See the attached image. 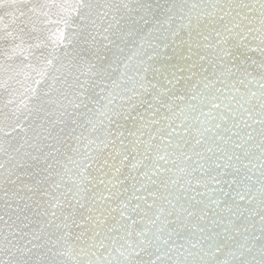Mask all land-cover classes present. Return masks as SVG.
<instances>
[{"label":"snow or ice","instance_id":"1","mask_svg":"<svg viewBox=\"0 0 264 264\" xmlns=\"http://www.w3.org/2000/svg\"><path fill=\"white\" fill-rule=\"evenodd\" d=\"M257 2L258 8L233 0L191 5L188 0H75L71 5L10 0V23L4 25L0 17V43L8 45V63L0 62V87L5 75L8 81L21 75V65L15 64L20 58L28 61L23 69L40 78L35 80L39 87L23 88L18 102L15 90L9 93L8 127L25 133L31 129L33 138L30 151L16 149L6 162L0 160V256L7 257L0 264H257L243 254L237 260L235 253H225V241L211 236H202L212 241L204 252L210 260L196 259L200 253L191 251L185 255L171 239L173 230L165 228L176 208L174 188L182 187L167 165L180 161L184 167L179 170L185 172L191 161L183 148L189 146L193 128L185 108L197 110L192 101L215 109L223 104L246 127L252 126L249 120L258 124L253 131L259 137L264 197V0ZM53 8L73 31L66 35L57 29L46 41L40 25ZM129 44L132 55L124 56ZM250 69L259 72V92L225 97L227 81L243 84L253 75ZM23 75L27 80L30 73ZM206 115L216 119L211 111ZM182 116L187 135L174 127ZM220 119L228 117L221 112ZM3 132L0 126V140ZM196 135L191 149L198 159L192 171L203 173L205 187L208 181L227 185L231 193L220 188L225 197L243 200L250 178H239L241 169L230 163L224 136L212 137L225 147L219 152L206 147L212 153L207 156L196 151L207 138L198 129ZM247 136L253 140L251 132ZM252 155L244 152L245 159ZM200 212L199 219L205 220L208 214ZM261 222L264 232V215ZM175 223L182 226L179 215ZM175 235L180 239L182 234ZM197 247L204 251L199 242L192 245ZM224 255L233 258L219 259ZM259 264H264V246Z\"/></svg>","mask_w":264,"mask_h":264},{"label":"water","instance_id":"2","mask_svg":"<svg viewBox=\"0 0 264 264\" xmlns=\"http://www.w3.org/2000/svg\"><path fill=\"white\" fill-rule=\"evenodd\" d=\"M53 0H31V3L35 4H50ZM58 4H67L71 5L75 2V0H55ZM119 3H127L128 0H117ZM204 3H207L208 0H203ZM221 3L224 0H220ZM235 4H247V5H255L257 8L259 4L257 0H233ZM188 3L191 4H200L201 0H188ZM14 11L12 7H10V0H4V6L0 7V17H3L4 25H8L11 21L10 12ZM42 22L40 27L42 29L40 36L41 39L47 41L48 37L54 33H56L57 29L65 31L66 35H70L73 31L72 27L69 26L65 28L63 21V14L58 12V9L53 8L49 13V16L46 18H42ZM8 45L6 43H0V62H4L5 64L8 61L5 60L4 50H6ZM132 45L129 44L128 47L125 48L124 56L132 55ZM28 61H23L22 58L17 59L15 64L21 65V75L15 76L13 80L8 81L7 75L3 77L6 81L3 87H0V115L3 116V120L0 121V126L3 127V137L0 140V145L3 147V154H0V160L7 161L8 153L15 154L16 149H20L21 152L28 150L30 151V144L32 143L33 131L29 129L26 133L21 130L12 131L11 128L8 127L9 124V114L10 107L8 105V100L11 98L9 93H13L17 96V102L19 99V93L23 91L24 87H39L36 85L35 80L40 77L36 74V72L30 69H23V64H27ZM207 66V65H206ZM39 67V65H37ZM122 67V66H121ZM27 71L30 73L29 78L26 80L23 72ZM253 72L252 76H248L244 79V83L241 84L238 80L233 82L232 80L227 81L228 91L224 93V96L227 97L228 93H232L236 96L237 99L243 94L250 92H259V72L253 69H250ZM209 77L215 80L214 77H211V70L209 71ZM255 77V80L253 79ZM17 81H22L23 83H18ZM217 88H223V85L217 83L215 85ZM239 90V91H237ZM180 103V102H178ZM188 101L183 102L181 107H184ZM192 104L197 106V110L192 112L191 110L185 108L184 114L188 117L187 123H190L193 128L191 130V135H187L184 133V128L181 126V121L183 120V116L176 120L174 127L177 128V131L181 134L187 135L190 144L188 147L183 148V151L186 155L191 156V161L188 163L187 169L185 172H181L179 169L184 167L180 161H177V165L173 166L171 161L167 165V167L173 168L172 178L180 179V186H175L172 203L176 205L175 210L170 206L168 207V211H173V215L168 216L167 220L170 222L165 225V228L168 230H173V235L171 237L172 240L176 241L177 247L181 252H184L187 255L188 251L193 253H200L199 256H196V259H200L203 257L205 261L210 260L211 256L204 255V252L208 250V243L212 241H205L202 239V236L208 237L211 236L213 240L219 239L224 240L227 244V248H225V253L231 251L235 253V258L237 260L242 258L247 261H256L259 264L261 259V248L264 246V232H262V222L261 216L264 215V197L261 194V163L262 161L259 159V137L253 131V128H258V124H253L252 121H248L251 127H246L245 124L240 120L239 114L235 118H233L224 108L223 104L220 109L212 108L211 105H207L206 102L204 105H201L200 101H192ZM216 103H221L220 101H216ZM224 104H228L229 101L225 99L223 101ZM232 107L235 111V101H232ZM201 107L203 112H201ZM247 107V105H245ZM211 113L216 117L214 120H210L206 115L207 113ZM239 111H242L239 110ZM223 112L225 116L228 117L227 121H223L220 119V114ZM198 118V119H197ZM244 119H247V115L245 114ZM259 117H257V120ZM200 122H204L201 124ZM219 123L221 127L219 129L215 128V125ZM14 127V125H13ZM205 128H208L209 131L205 132ZM227 128L228 131L225 132L224 129ZM199 130L204 136L207 138L208 143L202 144L196 151L205 152L207 156H211L212 153L206 152V147H212L214 151L219 152L220 149L225 147L224 141L216 140L212 142V137L217 133L223 135L225 140L227 141V152L228 155L233 156L232 161L230 162L233 167H239L241 169L239 178L243 180L244 175L250 178L247 183V188L244 190V199H239L238 196L234 194H229L227 197L220 192V188L223 187L225 191L232 192V190L228 189L227 185H217L208 181L207 187L203 185V181L206 179L203 177V173L197 169L195 172L192 171V167L195 165L197 161V157L193 155L191 145L195 143V139L199 138L196 135V130ZM251 132L253 134V140L249 141L247 133ZM233 141L236 143L243 144V148H236L233 144ZM159 143L166 144L167 141H163ZM23 146V147H22ZM45 151H48L45 148ZM248 151L253 155L248 159L244 158V152ZM163 155V151L160 153ZM239 155L241 160L239 162L236 161L235 156ZM175 159V157H172ZM228 162L226 159L220 161V163ZM244 165H247V168H244ZM232 171V169H229ZM201 180L200 184H197V180ZM225 179L231 180V176L225 177ZM189 181L191 184H189ZM5 187H10L9 185H5ZM235 186H233L234 188ZM199 193V194H198ZM3 193L0 192V196ZM179 197V202H177L176 197ZM196 201H203V203L197 205ZM212 201H215L213 203ZM151 203V200L148 201ZM182 206V207H181ZM200 209H204L208 214L205 220L199 219L201 212ZM154 210H150L149 215L154 219L155 217L152 215ZM191 212L193 215L191 217L188 216V213ZM181 217L183 221L182 226H178L175 223L177 216ZM7 219V217H5ZM147 221L145 220V224ZM159 226V225H158ZM138 227H144V225H138ZM151 228V225H148ZM199 228H204L205 232L201 233ZM176 232L181 233V238L177 239L175 235ZM165 238H167L165 236ZM202 244L204 246V251H201L199 247L192 248L193 244ZM183 245V248H180V245ZM0 258L7 259L6 256H0ZM174 258V257H173ZM232 259L233 257L224 255L219 256V259ZM191 260L192 257H189Z\"/></svg>","mask_w":264,"mask_h":264}]
</instances>
